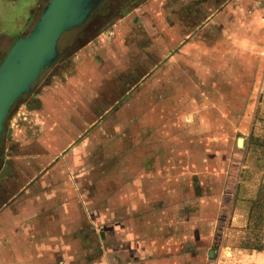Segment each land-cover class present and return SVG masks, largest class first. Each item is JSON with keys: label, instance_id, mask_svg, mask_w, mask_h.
Wrapping results in <instances>:
<instances>
[{"label": "crops", "instance_id": "obj_1", "mask_svg": "<svg viewBox=\"0 0 264 264\" xmlns=\"http://www.w3.org/2000/svg\"><path fill=\"white\" fill-rule=\"evenodd\" d=\"M65 58L7 117L0 264H218L247 224L264 0H137Z\"/></svg>", "mask_w": 264, "mask_h": 264}, {"label": "rangeland", "instance_id": "obj_2", "mask_svg": "<svg viewBox=\"0 0 264 264\" xmlns=\"http://www.w3.org/2000/svg\"><path fill=\"white\" fill-rule=\"evenodd\" d=\"M46 0H0V59L6 53L11 43L19 36L25 35L37 17ZM137 0L131 3L136 4ZM127 10V9H126ZM128 11V10H127ZM72 31H64L59 38V48L64 50L72 40ZM66 61L65 56L51 63L42 69L34 81L28 93L20 96L10 107L4 120V135L6 133L5 124L10 112L15 110L19 104L22 109L26 108L25 102L30 100L32 89H37L44 82L48 73L52 71L57 63ZM31 83V84H32ZM25 110V109H24ZM264 101L257 106L256 115L252 121V128L243 149L239 152L235 169L240 185V195L246 199H255L261 206L262 214L255 226L241 228L238 231H227L224 240L223 254L219 262H232L239 264L240 256L246 253H254L251 249L257 241L264 243ZM217 249V247H216ZM218 247V252H219ZM217 255V253H215Z\"/></svg>", "mask_w": 264, "mask_h": 264}, {"label": "water", "instance_id": "obj_3", "mask_svg": "<svg viewBox=\"0 0 264 264\" xmlns=\"http://www.w3.org/2000/svg\"><path fill=\"white\" fill-rule=\"evenodd\" d=\"M102 0H47L27 34L17 37L0 61V137L14 100L31 89L41 69L58 55L57 40L84 23Z\"/></svg>", "mask_w": 264, "mask_h": 264}, {"label": "trees", "instance_id": "obj_4", "mask_svg": "<svg viewBox=\"0 0 264 264\" xmlns=\"http://www.w3.org/2000/svg\"><path fill=\"white\" fill-rule=\"evenodd\" d=\"M132 1L133 0H102L97 6V8L90 14L88 19L84 23L77 25L69 30V31H72L73 33L71 37L72 40L68 44V46H66L64 50H61V48H59V45H58L59 39L57 40L58 55L55 61H57L60 57H63V56L67 57L71 55L72 52H74L80 46L85 44L93 36L98 34L100 31L104 30L105 28H107L117 16L125 14L127 10H129L134 5L131 3ZM41 71L42 69L40 70V72ZM33 83L31 84V86L33 85ZM19 97H17L14 100V102ZM3 133H4V122L2 124L0 146L3 140V136H4ZM262 145H264V141H262ZM249 202H250V206H249V210L247 213V224L244 228L255 226L262 214L261 206H263V204H261L255 199L254 200L249 199ZM262 234L264 235V232ZM250 248L256 251L264 250V243H260L259 241H257L254 245L250 246Z\"/></svg>", "mask_w": 264, "mask_h": 264}, {"label": "built area", "instance_id": "obj_5", "mask_svg": "<svg viewBox=\"0 0 264 264\" xmlns=\"http://www.w3.org/2000/svg\"><path fill=\"white\" fill-rule=\"evenodd\" d=\"M25 112H26V111H24V110L20 111V112L18 113V115H17V118H18L19 120L24 121V120L26 119V114H25ZM17 118H16V120H17ZM218 264H235V263H232V262H221V263H218Z\"/></svg>", "mask_w": 264, "mask_h": 264}]
</instances>
